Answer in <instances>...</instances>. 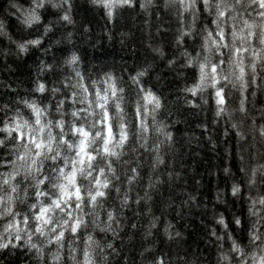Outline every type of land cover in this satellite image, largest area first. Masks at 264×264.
I'll use <instances>...</instances> for the list:
<instances>
[{
    "label": "snow or ice",
    "instance_id": "snow-or-ice-1",
    "mask_svg": "<svg viewBox=\"0 0 264 264\" xmlns=\"http://www.w3.org/2000/svg\"><path fill=\"white\" fill-rule=\"evenodd\" d=\"M91 2L104 8L109 19L117 9L134 4V0ZM152 3L146 0L141 7ZM165 5L182 22L186 13L191 16V23L176 38L178 46H185L184 67L191 68L195 77L183 91L214 105L220 120L239 114L231 127L241 142L243 181L231 185V195L247 202V242L234 237L221 214L216 223L223 234L214 229L212 235L230 244L217 264H264V108L259 120L253 118L254 98L257 92L264 94V0H165ZM49 6L63 10L60 19L73 23L71 0H29L27 8L13 4L19 22L27 28L39 24L41 10ZM205 13L211 19L197 31L196 22ZM50 31L44 27V35ZM2 35L7 33L0 20ZM196 35L200 51L193 54L187 50L186 38ZM41 44L42 38H36L17 42L16 47L25 53ZM175 62L169 60V65ZM67 63L74 66L73 74L64 77L59 87L39 82L34 89L50 93L49 103L21 99L14 110L0 105V250L24 248L37 264H110V257L120 254L115 240L124 227L125 209L151 199L147 190L143 197L131 195L146 175L143 155L159 152L173 135L161 126L156 131L164 141L149 143L164 105L161 96L144 85L147 68L131 76L126 87L127 82L111 72L96 79L81 72L76 54ZM44 68L51 70L50 65ZM8 111L13 114L8 116ZM164 163L156 155L151 167ZM233 223L244 230L240 216ZM155 227L154 219L147 235ZM101 233L107 242L97 239ZM219 246L223 248V243ZM150 264L172 261L160 253Z\"/></svg>",
    "mask_w": 264,
    "mask_h": 264
},
{
    "label": "trees",
    "instance_id": "trees-1",
    "mask_svg": "<svg viewBox=\"0 0 264 264\" xmlns=\"http://www.w3.org/2000/svg\"><path fill=\"white\" fill-rule=\"evenodd\" d=\"M13 4L27 8L29 0H0V20L7 33L0 36V105L14 110L21 99L49 103L50 93L34 89L39 82L49 88L59 87L64 77L73 74L74 66L67 63L72 54L79 57V70L92 79L111 72L122 77L126 87L131 84V76L147 68L144 85L162 98L164 107L156 115L149 143L164 141L156 131L161 126L172 133L173 141H165L159 152L144 153L142 171L146 175L131 195L143 197L147 190L151 199L125 209L124 227L115 240L120 254L110 257V264H124L125 260L127 264H150L160 253H166L172 264H217L230 244L227 240L218 242L212 235L214 229L223 234L216 223L221 214L234 237L246 243L248 205L245 199L231 195V185L243 181L241 142L231 127L238 122L239 114L232 120H220L215 117L214 105L203 104L183 91L195 77L191 68L184 67L181 53L185 46H178L176 38L191 23V16L186 13L183 22L178 20L165 0H153L146 7H141L146 0H134L132 7L117 9L109 19L106 10L91 0H71L72 24L60 19L63 10L49 6L41 10V22L27 28L19 22ZM209 19L206 13L201 15L196 30ZM45 26L51 28L47 35ZM36 38H42L40 46H30L25 53L18 51L17 42ZM186 40L189 52L200 51L198 35ZM169 60L176 62L170 66ZM46 65L51 70L44 68ZM187 101H196L200 106ZM261 108L264 94L257 92L253 118L259 120ZM12 114L8 111V116ZM156 155L165 163L153 169ZM244 155L247 157L246 151ZM148 183H154L155 189L146 188ZM235 216L245 221L244 230L233 223ZM154 219L156 227L149 236ZM133 223L137 228L130 227ZM176 232L180 236H175ZM103 236L101 233L97 239L107 242ZM108 236L111 238L110 233ZM146 248L152 252H145ZM0 264H37V259L24 248L6 249L0 250Z\"/></svg>",
    "mask_w": 264,
    "mask_h": 264
}]
</instances>
